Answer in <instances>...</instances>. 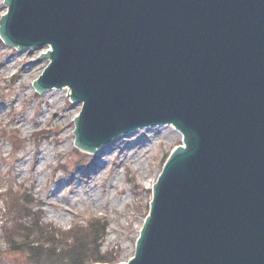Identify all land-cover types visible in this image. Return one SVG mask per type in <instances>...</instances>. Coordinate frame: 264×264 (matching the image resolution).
<instances>
[{
	"label": "water",
	"instance_id": "water-1",
	"mask_svg": "<svg viewBox=\"0 0 264 264\" xmlns=\"http://www.w3.org/2000/svg\"><path fill=\"white\" fill-rule=\"evenodd\" d=\"M0 36L52 48L34 83L84 106L76 145L184 135L120 264H264V0H2Z\"/></svg>",
	"mask_w": 264,
	"mask_h": 264
},
{
	"label": "rangeland",
	"instance_id": "rangeland-1",
	"mask_svg": "<svg viewBox=\"0 0 264 264\" xmlns=\"http://www.w3.org/2000/svg\"><path fill=\"white\" fill-rule=\"evenodd\" d=\"M8 12L0 0V20ZM48 52L49 46L20 50L0 42V205L12 187L43 200L44 221L63 230L105 217L109 229L103 250L118 252L116 264L128 262L135 256L164 161L183 144L184 135L172 125L141 128L91 153L73 177H55L61 158L70 163L76 155L75 120L84 104L70 98L69 88L36 89L34 83L51 62L40 56ZM42 130L58 135L41 146L31 142ZM0 264L31 263L0 254Z\"/></svg>",
	"mask_w": 264,
	"mask_h": 264
},
{
	"label": "trees",
	"instance_id": "trees-1",
	"mask_svg": "<svg viewBox=\"0 0 264 264\" xmlns=\"http://www.w3.org/2000/svg\"><path fill=\"white\" fill-rule=\"evenodd\" d=\"M1 42V40H0ZM9 127V125H8ZM10 132L5 129L3 136ZM50 130H42L34 134L31 142L41 145L52 138ZM76 156L70 163L60 162L54 170L58 174L70 175L74 169L82 166L88 155L83 156L75 149ZM166 160V159H165ZM133 180L132 177H129ZM25 190V189H23ZM11 190L2 196L0 205V235L4 239L3 256H18L31 264H116L117 251H104V240L107 236L109 223L103 219H95L85 225H74L63 230L52 223L44 221L43 202L36 200L28 190ZM149 211V208H148ZM7 216H11L8 219ZM1 238V239H2Z\"/></svg>",
	"mask_w": 264,
	"mask_h": 264
},
{
	"label": "bare ground",
	"instance_id": "bare-ground-1",
	"mask_svg": "<svg viewBox=\"0 0 264 264\" xmlns=\"http://www.w3.org/2000/svg\"><path fill=\"white\" fill-rule=\"evenodd\" d=\"M69 91H70V90H69ZM70 92H71V91H70ZM70 92H69V93H70ZM10 125H11V124H10ZM53 135H54V137H55L56 135H58V133L53 131ZM81 153H82L83 156H86V155L88 154L87 152H83V151H81ZM58 166H59V165H58ZM58 166H57V167H58ZM57 167H56V168H57ZM56 168H55V169H56ZM76 170H77V169H76ZM76 170H75V171H76ZM73 174H74V172H72L69 176H70V177H73Z\"/></svg>",
	"mask_w": 264,
	"mask_h": 264
}]
</instances>
